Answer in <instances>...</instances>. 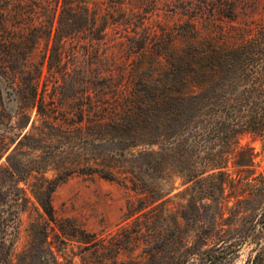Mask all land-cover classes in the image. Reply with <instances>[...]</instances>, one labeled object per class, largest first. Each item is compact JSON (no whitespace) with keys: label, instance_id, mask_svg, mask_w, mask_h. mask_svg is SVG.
Returning <instances> with one entry per match:
<instances>
[{"label":"rangeland","instance_id":"374dc122","mask_svg":"<svg viewBox=\"0 0 264 264\" xmlns=\"http://www.w3.org/2000/svg\"><path fill=\"white\" fill-rule=\"evenodd\" d=\"M13 2L0 0V12L10 15ZM91 5L116 19L130 17L131 27L138 24L140 33L149 27L172 34L176 51L229 31L244 19L264 17V0H116ZM233 5L239 10L234 15ZM127 26H115L108 38L125 33ZM2 37L0 30V48ZM42 51L30 61L39 60ZM112 51L118 53L120 46L111 44L107 52ZM120 54L127 57L125 51ZM130 58L141 61L135 53ZM110 60L107 55L103 63ZM6 91L1 110L6 124L0 125V238L2 230L6 233L0 257L8 248L7 264H252L255 258L264 264L263 137L240 135L220 164L222 174L212 168L210 153L222 150L223 144L191 146L189 161L170 158L164 172H143L157 186L154 198L146 199L140 189L125 185L122 175L121 180H108L94 172L102 163L89 153L93 147L78 158L62 152V143L50 144L35 111L34 122L18 128L16 102ZM151 149L160 152L157 146ZM144 150L143 145L130 147L119 161L124 165ZM170 164L189 171L174 172ZM47 203L53 219L44 209Z\"/></svg>","mask_w":264,"mask_h":264},{"label":"trees","instance_id":"16d2710c","mask_svg":"<svg viewBox=\"0 0 264 264\" xmlns=\"http://www.w3.org/2000/svg\"><path fill=\"white\" fill-rule=\"evenodd\" d=\"M115 1L14 0L10 15L0 12V125L6 124L1 110L7 89L16 102L18 128L33 123L35 111L50 144L60 142L62 152L78 158L93 147L89 153L102 163L94 172L108 180L122 175L146 199L154 198L157 186L143 172H164L170 158L189 161L191 146L223 144L210 155L212 168L224 173L220 164L240 135L264 138V17L244 19L176 51L172 34L149 27L140 33L130 17L116 19L91 5ZM230 11L239 12L234 5ZM122 24L128 25L125 33L108 38ZM111 44L120 51L108 54ZM38 51L40 59L30 61ZM134 53L140 62L130 58ZM138 145L147 150L123 165L125 150ZM169 169L189 171L175 164ZM44 209L53 219L51 205ZM8 255L7 248L2 264Z\"/></svg>","mask_w":264,"mask_h":264}]
</instances>
